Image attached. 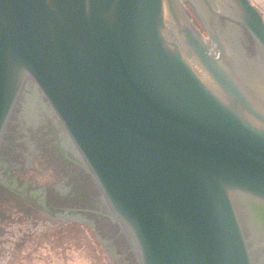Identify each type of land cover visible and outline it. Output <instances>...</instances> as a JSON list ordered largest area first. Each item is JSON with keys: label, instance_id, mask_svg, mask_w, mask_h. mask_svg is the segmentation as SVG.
<instances>
[{"label": "water", "instance_id": "water-1", "mask_svg": "<svg viewBox=\"0 0 264 264\" xmlns=\"http://www.w3.org/2000/svg\"><path fill=\"white\" fill-rule=\"evenodd\" d=\"M76 213L114 264H264L255 3L0 0V264Z\"/></svg>", "mask_w": 264, "mask_h": 264}, {"label": "rangeland", "instance_id": "rangeland-1", "mask_svg": "<svg viewBox=\"0 0 264 264\" xmlns=\"http://www.w3.org/2000/svg\"><path fill=\"white\" fill-rule=\"evenodd\" d=\"M76 215L24 239L9 250L4 264H114L93 228Z\"/></svg>", "mask_w": 264, "mask_h": 264}, {"label": "crops", "instance_id": "crops-1", "mask_svg": "<svg viewBox=\"0 0 264 264\" xmlns=\"http://www.w3.org/2000/svg\"><path fill=\"white\" fill-rule=\"evenodd\" d=\"M251 1L255 3L264 14V0H251Z\"/></svg>", "mask_w": 264, "mask_h": 264}]
</instances>
